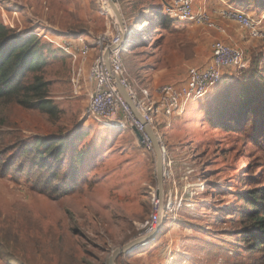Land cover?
<instances>
[{"label": "rangeland", "instance_id": "rangeland-1", "mask_svg": "<svg viewBox=\"0 0 264 264\" xmlns=\"http://www.w3.org/2000/svg\"><path fill=\"white\" fill-rule=\"evenodd\" d=\"M113 1L126 27L133 22L135 12L142 11L143 4L164 10V0ZM102 3L103 0H0V20L6 26L18 34L42 35L45 43H50L45 37L56 42L51 44L56 54L55 58L50 56L45 76L49 99L57 109L53 116L37 107L27 110L14 106L5 124L0 125V134H9L4 140L0 138V153L5 155L7 144L13 143L10 133H18L29 142L39 137L66 138L69 147L62 156L66 168L72 159H81L76 177L81 191L60 198L34 191L26 180L0 176V264H105L115 249L138 238L154 209L158 187L154 147L148 151L130 128L107 129L86 115L92 89L88 74L100 52L94 41L111 24L103 16ZM200 9H206L227 35L232 31L239 36L236 31L240 28L224 12L241 11L256 21L264 17V10L241 9L231 0H196V10ZM147 23L133 22L130 41H141L142 33L146 36L155 31L149 35L155 36V43L151 42V48L130 45L124 55L127 76L139 96L142 88L155 89L147 86L155 81L157 86L183 85L188 69L193 67L191 61L206 60L204 55L217 41L209 37L216 31L193 22L177 23L168 33L151 31ZM137 29L140 35L135 33ZM79 36L91 47L86 58L74 60L59 46L81 49L87 44H81ZM206 38L208 45L199 49L195 39ZM244 43L245 50L240 49L245 54V69L226 71V80L208 97L190 102L170 122L157 120L156 134L166 151L163 197L175 202V206L182 202L176 218H183L184 225L167 221L152 246L137 250L129 259L140 257L144 250L157 254L170 245V254L175 253L167 264L253 263L238 237L241 228L234 218L245 205L241 197L255 183L250 177H259L255 184L264 187V147L251 142L254 125L224 130L212 126L208 117L211 98L224 84L249 71L254 60L259 59V67H264L262 42ZM178 54L182 60L177 59ZM146 63L161 71H147ZM79 71L76 91L73 81ZM65 167L62 170L69 172ZM234 210L237 211L233 213ZM142 260L143 264L149 261Z\"/></svg>", "mask_w": 264, "mask_h": 264}, {"label": "trees", "instance_id": "trees-1", "mask_svg": "<svg viewBox=\"0 0 264 264\" xmlns=\"http://www.w3.org/2000/svg\"><path fill=\"white\" fill-rule=\"evenodd\" d=\"M231 1L236 2L241 9L264 10V0ZM141 9V12H135L131 20L133 22L146 20L148 26L151 25V31L161 29L168 33L172 26L177 24L161 8L153 9L143 4ZM133 22L127 25L131 31L134 30ZM148 30L147 28L146 31ZM150 34L147 33L145 36L142 33L141 41L139 38L134 39L130 44L131 48L142 44L151 48V42L155 43V36L151 38ZM153 34L155 31L151 36ZM52 49L53 45L45 43L40 37L33 34L21 36L0 20V125L5 124L4 120L10 117L14 106L27 110L37 107L48 114L57 115V109L49 99V82L45 76L51 62L50 56L55 58L56 51ZM188 51H190L188 47L185 48L186 55ZM124 60L126 63V58ZM251 64L249 71H243L236 79L224 84L223 89L211 98L208 117L212 126L224 130L254 125L256 128L254 134L252 133L251 142L254 146L263 148L264 67L262 69L259 67V59L252 61ZM10 134L13 135V143L7 144L5 155L0 153L1 178L12 176L14 180H26L34 191L56 198L69 195L76 190L81 191L76 178L81 159H72L68 168L62 163V156L69 147L66 138L39 137L29 142L18 133ZM7 136L8 133L0 134L3 140ZM63 167L69 169V172H64ZM254 169L255 167L252 168ZM261 176L264 177V172ZM250 178L255 183L259 180V177L255 176ZM255 183H252L251 189L241 197L240 200H244L245 205L238 213L236 212L234 219L239 221L241 229L238 237L246 246L249 260L253 262L252 264H264V187H259L260 183ZM235 211L237 210L232 212ZM183 222L181 218L178 223L181 225ZM236 256L238 258L239 253Z\"/></svg>", "mask_w": 264, "mask_h": 264}, {"label": "built area", "instance_id": "built-area-1", "mask_svg": "<svg viewBox=\"0 0 264 264\" xmlns=\"http://www.w3.org/2000/svg\"><path fill=\"white\" fill-rule=\"evenodd\" d=\"M102 6L103 16L111 24L107 32L94 41L100 52L88 74L92 89L88 96L86 115L107 129L130 128L134 130L141 136V144L148 151H152L154 146L143 121L156 134L158 130L157 120L159 122H170L190 102H197L208 97L222 83L226 71H237L246 67L245 54L239 47L216 41L212 45L210 62L204 67H190L186 82L183 85L164 84L151 90L142 88L139 96L127 76L124 60V55L129 51L133 31L126 27L128 38L126 42L121 44L122 37L117 20H115L106 0H103ZM164 12L173 22H193L220 34L225 35L227 33L226 29L217 24L206 9L196 10V0H172L170 3L164 4ZM224 15L237 24L250 40L262 42L264 46V24L262 21L264 17L256 21L241 11L224 12ZM30 34L27 32L20 35L28 36ZM41 36L37 35L42 39ZM45 38L48 39L50 44L56 43L48 37ZM84 40L83 37H78L81 44H87L78 50H74L71 45H63L59 48L67 55L72 56L74 60L86 58L91 45L88 42L85 43ZM109 49H111V53L109 59H107L106 52ZM80 77L81 71L77 73V78H74L73 81L76 91L79 89ZM121 88L126 91L132 100L142 120L137 117L132 106L123 96ZM153 207L154 209L148 220L141 227L138 238L155 236L149 239L142 248L149 247L156 241L167 221L178 220L176 213L181 209L182 202L175 206V202H172V200L165 201V196L162 200L156 197Z\"/></svg>", "mask_w": 264, "mask_h": 264}, {"label": "water", "instance_id": "water-1", "mask_svg": "<svg viewBox=\"0 0 264 264\" xmlns=\"http://www.w3.org/2000/svg\"><path fill=\"white\" fill-rule=\"evenodd\" d=\"M108 1H110L111 7L114 8V11L116 14L115 18L117 20L118 27H119V30L121 32V37H122L121 44H123L124 42H126V40L128 38V35L126 34V23H125L124 17L118 8V5L113 0H108ZM110 53H111V49L107 50V52H106V58L107 59H109ZM121 92H122L123 96L126 98V100L129 102V104L132 106L137 117H139L142 120L141 116L139 115V113H137V111L133 105V102L130 99V97L128 96V94L126 93V91L123 88H121ZM143 123L146 125L147 133L151 138V141L153 143L155 153L157 156V162H156V174H157V182H158L157 198L162 200L163 199V192H164V182H165V153H166V151H165L164 147L162 146L160 139L153 132L151 127L149 125H147L144 121H143ZM137 137H138L139 141H142V138L140 135H137ZM154 236L155 235H152L150 237H139V238H136V239L130 241L129 243L115 249L109 257L108 264H117L118 259H120L124 256H128L131 253H134L140 247L146 245L148 240Z\"/></svg>", "mask_w": 264, "mask_h": 264}, {"label": "crops", "instance_id": "crops-1", "mask_svg": "<svg viewBox=\"0 0 264 264\" xmlns=\"http://www.w3.org/2000/svg\"><path fill=\"white\" fill-rule=\"evenodd\" d=\"M166 1L167 0H164L163 3L165 4ZM206 1H208V0H206ZM231 32H230V34H231ZM236 32L239 34V36H235L233 34H231V35L228 34L227 35V33L224 35V34H220V33H217V32H214V33L213 32H210V33H213V34H210L209 37L211 39H213V40L222 41V42H224L226 44L239 47V48H241L243 50L244 49V44H246V43H244V41H251V40L248 38V35L245 34L243 31L238 30ZM195 41L199 45V49H202L201 46L206 45V44L208 45V43H209V39H207V38H206V40L195 39ZM212 43H213V41L210 44L212 45ZM209 51H210V53H207V55H204L206 57V60L204 59L203 61H199V60L191 61L192 66L193 67H204V65L206 66L210 62L211 57H212V50L210 48H209ZM156 56H158V55H155V57ZM177 59L182 60V56L178 54L177 55ZM189 63L190 62H187L188 65H189ZM146 64L147 65H146L145 69L147 71L150 70V71L155 72V73L158 72V71H161V69L158 70L156 67H153L152 65H150V63H146ZM224 80H226L225 79V76L223 78V82H224ZM155 82H152V83L151 82H148V83H151L150 85H147L148 83H145V82L144 83H145V85H147L150 88H157L158 86L156 85L157 83H155ZM168 246H169V249H170V250H168L169 252L167 251V247ZM168 246L167 247H165V246L162 247L161 248V251H159V253H157V254L156 253L154 254V253H151V252H147V250H144L145 253H143V254L142 253H139L140 254V257H135L134 256V257H132V259H129V257H128L129 255L128 256H124V257H122L120 259L119 262H117V264H143V260L142 259H144V260H148L149 259V261L146 262V263H144V264H152V263L153 264H167L168 261H169V259L175 253L174 252L173 254H170L171 253V246L170 245H168ZM163 248H165V249H163ZM139 249H142V247H140ZM135 252H137V251H135ZM149 253H151V255H149ZM109 257L106 259L107 261H105V264H108ZM139 259H141L142 261L140 262ZM136 261H138V262H136Z\"/></svg>", "mask_w": 264, "mask_h": 264}, {"label": "bare ground", "instance_id": "bare-ground-1", "mask_svg": "<svg viewBox=\"0 0 264 264\" xmlns=\"http://www.w3.org/2000/svg\"><path fill=\"white\" fill-rule=\"evenodd\" d=\"M108 3H109V4H108ZM107 4H108V6L110 5V8H111L113 14L116 16L115 11H114V8L111 7V3H110V1H108ZM140 31H141L140 29H137L135 33H140ZM162 230H163V229H162ZM146 247H148V246H146ZM143 248H145V247H143ZM131 254H132V253H131Z\"/></svg>", "mask_w": 264, "mask_h": 264}]
</instances>
